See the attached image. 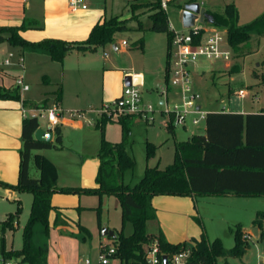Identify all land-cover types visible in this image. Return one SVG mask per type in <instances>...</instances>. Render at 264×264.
I'll return each instance as SVG.
<instances>
[{"label":"rangeland","instance_id":"obj_1","mask_svg":"<svg viewBox=\"0 0 264 264\" xmlns=\"http://www.w3.org/2000/svg\"><path fill=\"white\" fill-rule=\"evenodd\" d=\"M147 1L151 0H88V9L86 11L76 13L73 16L68 15L64 10L60 12L66 18V22L76 19V22L82 21L84 23L95 17L98 20L114 16L131 20L128 21L130 30L116 33L111 44L98 48L95 53L85 54L84 56L79 52H74L70 55L65 64L66 72H64V65L61 66L58 63H49L51 65L46 63L47 65L41 68V70L45 69V71L50 73L51 76L48 75V78L51 83H62L58 79H62L65 76V103L60 106L63 110L74 111L76 101L84 109V111H77L80 117L76 118L77 121L82 123L84 130L77 131L71 127H62L61 147L47 154L48 158L49 156L52 157V162L55 165L58 187L82 188L78 183L80 175L84 177L86 176L85 174L95 180L98 166L95 158L100 147V134L96 133L97 144L95 145V152L85 156V159H83L82 146L84 145V139L82 132L87 129L94 130L93 122L100 108L98 103L101 98V85L105 82L112 86V89H114L113 87H118L117 72L119 70H133L144 74L145 84L139 89L144 103L152 105L155 110L151 114L134 116L130 123V132L124 137L118 124L107 123L105 127L108 137L117 142H124L127 153L135 161V167L124 174L123 181L125 184L132 186L137 183L146 168L158 165L159 169H164L170 165L173 162L176 144L187 140L193 134L202 132L203 124L201 123L199 126L187 124L185 128L175 127L172 133H169L166 129L165 118L159 113V88L165 84L167 62L165 57L158 61L156 52L161 49L166 51L168 41L164 33L140 32L136 30L137 20L145 27L149 24L148 17L151 14V10L149 6H146ZM188 1L190 0H176L167 9L166 18L169 26L176 31L183 30L180 13L184 4ZM191 1L201 3L206 11L215 12H222L226 5L232 4L238 12V26L249 24L264 13V0ZM29 3H31L30 15L32 17L29 19H33L40 27H43V23L46 21L43 3L40 0H29ZM140 38H143L145 44L143 51L135 50L132 46ZM123 41L127 43L125 48L121 44ZM250 45L253 50L257 48V44L254 41ZM259 47L258 53L253 56L250 54L247 57L236 58L232 54V59L229 62L199 58L190 66L191 85L199 94V104L203 109L228 112L240 111L246 107L252 111V98H257V103L253 107L254 110L264 107V39ZM226 49L229 50V48ZM234 64L239 66L240 71L229 74L228 71ZM39 70V68L37 70L34 69L31 72L32 76L27 81L30 84L29 94L36 97L37 100H42L45 96H50V94H45V92L51 93L56 87L53 84L39 85L41 82H37L36 78V71L38 72ZM105 72L107 75L103 76V74H106ZM255 75L258 78H255ZM170 78H172L171 75ZM52 80H55V82ZM11 85H13L11 80H4V86L10 87ZM12 88L15 87L13 86ZM123 89L124 87L121 88L117 98L121 96ZM238 91L245 92L244 98L240 99L235 96V92ZM114 100L115 98L105 100V103L109 105ZM52 104H54L53 97H50L48 105L51 106ZM46 123L45 119H39L40 126L45 127ZM89 123L90 125H88ZM147 143L155 146L154 154L149 158H146ZM34 153H39V151ZM30 176L32 178H38L39 176V172L33 162L30 164ZM86 177L88 178V176ZM23 194L21 199L22 209L18 222L14 221L16 228L14 230L7 228L3 233V243L6 251H19L23 247L22 232L28 219L32 202L30 193L23 192ZM4 195L5 192L1 191L0 220L5 215L14 214L16 210V204ZM57 197L59 198L57 199ZM53 201L55 210H58V204L63 202L74 203L73 205L76 206L80 203L79 197L73 193H59V195L54 197ZM81 203L82 206L89 207L91 210L82 211L79 216V222L74 219L69 220L65 232L54 226L55 210L49 215L48 233L46 235L42 232V225L37 224L34 227V243L48 246L49 256L47 264H84L86 259H90L93 264H96L100 256V246L107 242L112 243L107 237L102 240L101 230L103 228L114 231L115 235L121 230L125 236H129L132 233V225L130 223L122 224L119 201L116 197L87 195V197L82 199ZM260 203L259 201L242 200L238 203L239 205H233L228 208L226 218L213 216L212 211L207 210L205 217L199 215L202 217L200 219L202 226L208 236L217 235L214 237L221 239L224 248L230 249L234 245L229 230V227L233 225L231 221L240 219L243 221L242 223L250 225L252 214L248 218L247 212L244 213L242 211H250L252 206H258ZM206 207L204 205L202 209ZM241 213L242 215H240ZM78 223L90 232L89 236L80 233ZM178 224L179 227L176 232L180 240L176 243H191L189 238L183 240L185 237L183 234L187 231L188 237L191 236L195 220L192 219L190 221V227L185 221L178 220ZM170 228L171 223L164 221L162 224L159 216L147 222V231L152 235H159L162 233V229L169 233ZM256 235L255 232L254 236L256 237ZM83 237L84 239H82ZM153 243L154 241H151L149 244ZM147 248L148 244H145L144 249L147 250ZM262 250V245L253 241L242 258L231 259L228 262L229 264H264ZM224 263L225 261L222 259L217 260V264ZM111 264H120V262L113 259Z\"/></svg>","mask_w":264,"mask_h":264},{"label":"trees","instance_id":"obj_2","mask_svg":"<svg viewBox=\"0 0 264 264\" xmlns=\"http://www.w3.org/2000/svg\"><path fill=\"white\" fill-rule=\"evenodd\" d=\"M176 1V0H175ZM193 3L188 1L184 5ZM150 7L149 24L145 27L137 22L136 30L164 33L169 42L172 31L164 12L156 0L147 1ZM213 25L227 32V43L233 57L243 58L255 52L250 43L252 36L264 39V13L249 24L238 26V12L232 4L224 7L222 12L206 11ZM117 16L98 21L91 28L83 41L66 42L58 39H43L38 42L26 41L20 33L27 29L24 23L17 27H0V44L6 43L12 47L31 52H42L55 63L62 64L66 55L75 50L82 54L96 52L98 48L113 42L118 32L130 30L128 21ZM35 25V24H33ZM133 49L143 51L144 40L133 43ZM167 62V61H166ZM240 68L234 64L229 74L237 73ZM258 78L257 75L254 76ZM45 79V78H44ZM56 99L61 100V86L58 87ZM0 100H20L19 88L4 89L0 87ZM26 106V102H23ZM33 109L45 108L44 105L32 106ZM264 113V109L262 110ZM134 116L110 119L101 116L94 124L100 132V147L97 154L99 162L95 176L94 188H70L56 185V168L54 164L42 155L36 154L46 149H59L62 144V134L59 126L54 128L53 143H40L34 140V132L39 128L36 118H24L21 129L22 147L20 150V166L18 181L14 185L0 181V188L19 193H30L32 202L30 212L22 232L23 247L19 251H6L3 243L4 230H14V221L18 222L21 212L19 200L14 214H8L1 225L0 256L17 258L24 264H47L48 246L34 243L37 224L42 225L43 234L48 233L50 212L55 210L51 197L55 193H73L76 195H96L102 197L114 196L119 201L122 224L130 223L132 233L125 236L122 230L112 241L116 248L115 259L120 264H146L144 246L151 241L157 243L158 256L170 258L175 254L189 251L188 264H217L223 259L242 258L250 248L251 240L246 238L240 226L234 227L232 237L234 245L224 248L219 238L209 240L202 232L200 239L193 245L186 243H170L162 233L152 235L147 231V222L155 219V210L151 200L155 196L185 197L192 194L198 196H219L227 192L237 196L251 197L264 195V132H253L254 126L264 128V114L245 116L234 113H208L205 117V134L193 135L175 146L173 162L159 169L158 165L146 168L141 179L134 185L125 184L124 174L135 167V161L127 151L124 142L110 143L104 138L107 123L120 125L123 137L130 132V123ZM169 133L172 128L167 127ZM155 146L146 144V158L154 154ZM33 162L39 172L38 178L30 176V164ZM99 210V209H98ZM97 210V211H98ZM54 226L65 225L63 217L55 210ZM264 222V211L256 214L254 225L261 227ZM80 233L89 236L84 227L79 226ZM84 239V237L82 238ZM160 264H163L160 262Z\"/></svg>","mask_w":264,"mask_h":264},{"label":"crops","instance_id":"obj_3","mask_svg":"<svg viewBox=\"0 0 264 264\" xmlns=\"http://www.w3.org/2000/svg\"><path fill=\"white\" fill-rule=\"evenodd\" d=\"M36 1H39V0H36ZM40 1L43 3V8H44L45 17H46V21L43 23V27H40L39 24L33 19H29V18H32L30 15L31 3H29V0H0V27H17V26L22 25L23 23L25 25H28L27 29H25L24 31L20 33V35L28 42H38L43 39H58V40H64L66 42H79L87 38L91 28L93 27L95 23H97L98 21L104 20L101 18L97 20V17H95V18L85 21L84 23L82 21L76 22V19H72L71 21L66 22L65 20L66 18L63 17L62 13H60L61 10H64L68 15H72V16L76 13L83 12V11L70 12L67 6V0H40ZM199 4L202 7V4L201 3ZM29 20H33V21H29ZM262 40L263 39L258 40L256 36H252L251 41H254V43L257 44V48L255 52L252 53V56L258 53L259 48H260L259 46ZM123 47L125 48V46ZM74 52H77V51L73 50L69 52L64 58L63 63L60 64L61 66L64 65V72H66V66H65L66 60ZM9 54L12 55L10 65L8 66L0 65V87L4 89H9V88H12L13 86L16 87L14 85V82L18 78H22L24 83L28 86V90L26 91L19 90V93H20L19 101L0 100V181L6 184L14 185L18 181V175H19L20 150L22 147L21 129H22L23 120L25 116H29V114H31L33 110L32 106H35V107L41 106V105H44L45 107L50 106L48 105L50 102V97H53L54 103H57L59 106H62L65 103V82L66 81H65V76H64L62 79H58L59 81H62L63 84L60 82L59 83L50 82L48 78V75L51 76L50 73L48 71H45V69L41 70V68L46 66L47 65L46 63H48V65H51L49 63H53V64H56V63L51 61L49 57L46 54H43L42 52H31L27 50H22L19 47H12L6 43L0 44V59L1 60L5 59ZM85 54H90V53H85ZM85 54H82V55L84 56ZM167 56H168V48L166 51L161 49V50H157L156 52V58L158 61H160L161 58H164V57L167 61ZM38 68L40 70L38 72L36 71V78H37V82H41L39 83V85L53 84L56 87V89L51 93L45 92V94H50V96L49 97L45 96L44 99L42 100H37L36 97L29 94L30 84L27 81L30 78V76H32L31 72L34 69L37 70ZM117 73H118L117 74L118 75L117 76L118 87H113L114 89H112L111 88L112 86L108 85L105 82L101 85V89H100L101 98L99 99V103H98L100 108L97 111V117L95 118V121L93 122L94 130L91 131L87 129L85 130V132H82L83 139H84V145L82 146V154L84 156L83 159H85V156L91 155L95 152V145L97 144V134L96 133L100 134V132L94 128V124L100 118L99 111L101 110L103 106L107 105L105 103V100H109L112 98L117 99V96H119L120 94L121 88L124 87V84H123L124 77L126 76H131L132 78L139 77L140 79H138V84L137 83L135 84L139 85L140 87L144 86L145 84L144 74L139 71L119 70ZM105 75H107V73L103 74V76ZM4 80H11L13 85H11L10 87L4 86ZM121 80H122V85H121ZM52 81L55 82V80H52ZM59 86H61L62 95H61V100L58 102L56 99L55 93ZM63 86H64V91H63ZM39 87H42V86H39ZM23 102H26L27 105L24 106ZM160 102H161V99L159 97V100H158L159 107L161 104ZM78 103L79 102L76 101L75 103L76 107L74 108L75 110L74 109L73 110L74 111H79V110L84 111V109L80 107L81 105H78ZM256 103H257V98L256 99L252 98V111L244 107L240 111H228V112L206 110V109H203L200 104L199 105H200V108L206 112V114L219 113V112L241 114L243 116L247 114H254V115L264 114L262 113V110L264 109V107H260L257 110L253 109ZM204 121L201 122L203 124L202 132L199 134H193V135H204L205 134ZM88 125H90V123ZM58 126L61 129V134H62V127H71L72 129H75L77 131L84 130L82 123L80 121H77L76 119L71 120V119L63 118L60 120V123ZM252 131L253 132H264V128L260 126H254ZM105 137H106V140L110 143H118L114 139H111L110 137H108V132H105V129H104V138ZM53 141H54V135H53ZM54 150L55 149L41 150L39 151V153H36V154L42 155L52 162V159H51L52 157L49 156L48 158L47 154L52 153ZM173 158H174V155H173ZM95 160L97 161V165H98L99 162L97 158H95ZM85 175L88 176V178L86 176L83 177L82 175H80V181L78 183L80 187L94 188L95 180H93L91 176H89L88 174H85ZM56 185L58 186L57 180H56ZM1 191L5 192L4 196H6L7 199L10 198L12 202L13 200H19L21 203L22 195H24L23 193L14 192V191L3 189V188H0V192ZM56 195H59V193L52 195L51 197L52 206L54 202L53 201L54 197ZM77 196L80 199V203L77 206L73 205L74 203H65V202L58 204L59 205L58 211L63 217L65 225L62 227H57V229L59 228L65 232L67 230L69 220L71 221L72 219H74L79 222V216L81 212L91 210L89 207H85L84 205L82 206V203H81L82 199L87 197V195H77ZM58 198L59 197H57V199ZM242 200L259 201L261 203L258 206H252V210L250 211H246V210L242 211L244 213L247 212L246 214H248V218L252 214L253 217H251L250 219V225L242 223L243 221H241L240 219L231 221L233 225L232 227H229L230 233L232 235V230L234 229V227L240 226L246 235H250L249 239L252 242L254 241L262 245L263 247L262 252L264 254V222L261 224V227L254 225L256 214L258 212L264 211V195L243 197V196H237L233 193L227 192L219 196H198L194 194L190 196H185V197L155 196L152 198L151 203L155 210L156 217L159 216L162 224L164 223V221L171 223V228L169 230V233H167L165 230L162 229L163 236L170 243L175 244L177 241L180 240L179 239L180 237H178V233L176 232L178 231V227H179L178 220L185 221L186 224H188V227H190L191 224L189 223L190 221H192V219H194L195 224L192 228L191 236L188 237L187 231H185L183 234V236H185L183 240H187L189 238V242H191L189 243V245H193L196 241L200 239L202 232L205 233L206 237L210 241L218 238V237H214L217 235L208 236L206 230L202 226L200 219L206 216V213L208 212L207 210H211L212 214H214L213 216H222L226 218V216L228 215L226 214L228 208H230L233 205H237ZM204 205L207 207L202 209ZM155 207L158 210V215H157V210L155 209ZM199 215L202 217H200ZM240 215H242V213ZM4 218L1 220H4ZM79 226L81 225L79 224ZM255 232L257 234L256 237L254 236ZM105 238L106 237H102V240ZM48 256H49V249H48ZM229 260L231 259H228L227 261ZM263 261H264V256H263Z\"/></svg>","mask_w":264,"mask_h":264},{"label":"built area","instance_id":"obj_4","mask_svg":"<svg viewBox=\"0 0 264 264\" xmlns=\"http://www.w3.org/2000/svg\"><path fill=\"white\" fill-rule=\"evenodd\" d=\"M156 1L165 15L168 7L175 2V0ZM68 8L70 12L85 11L88 9V0H68ZM182 12L183 9L180 13V18ZM169 28L172 31V36L168 42L166 80L165 84L159 88V97L161 99L159 113L165 118L166 127L185 128L187 124L199 126L205 120L206 112L200 108V96L191 85L190 66L199 58L222 62L231 61L232 51L227 43V32L206 19L200 21L199 16L190 28H183L182 31H176L170 26ZM121 44L122 46H127L125 41ZM226 48H229V50ZM11 58L12 55L9 54L5 59H0V65H10ZM170 75L172 78H170ZM137 78L140 79L139 77ZM137 84L124 87L120 97L115 99L112 104L101 108L99 117L103 115L110 119H116L125 116L154 113L155 110L152 105L144 103L139 89L140 86ZM15 86L20 91L28 90V86L22 78L16 79ZM235 96L242 99L245 96V92H235ZM77 117H80L79 112L63 110L57 103L45 108L33 109L29 116H25V118H36L38 123L39 119H45L47 122L46 126L43 127L39 124V128L51 132L59 125L61 119L74 120ZM246 238L249 239L250 235H246ZM116 252V248L112 243L107 242L101 245L99 260L96 264H111V260L115 259ZM188 257L189 251L175 254L168 258V264H188ZM144 260L146 264L162 263V259L160 260L158 256V248L155 241L153 244H148L147 250L144 249ZM0 264L24 263L17 258H3L0 256ZM84 264L93 263L90 259H86Z\"/></svg>","mask_w":264,"mask_h":264},{"label":"water","instance_id":"obj_5","mask_svg":"<svg viewBox=\"0 0 264 264\" xmlns=\"http://www.w3.org/2000/svg\"><path fill=\"white\" fill-rule=\"evenodd\" d=\"M198 16L200 21L206 19L208 22H211V19L206 13V10L204 8H201L199 3L193 2L184 5L183 12L181 15L182 27L186 29L192 27L194 25V21L197 19ZM113 48L116 49L115 46H113ZM135 83H138V78H132L131 76L124 77V87H130L132 84L134 85ZM53 135L54 133L51 131H45L42 128H38L34 132L33 137L35 141L40 143H52ZM101 235L102 237H107L111 239H114L116 237L115 233L107 228H103L101 230ZM162 263L168 264L167 256L162 257Z\"/></svg>","mask_w":264,"mask_h":264}]
</instances>
